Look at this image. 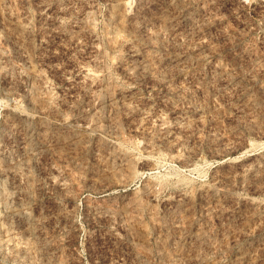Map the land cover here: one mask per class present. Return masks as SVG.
<instances>
[{
    "label": "rangeland",
    "instance_id": "1",
    "mask_svg": "<svg viewBox=\"0 0 264 264\" xmlns=\"http://www.w3.org/2000/svg\"><path fill=\"white\" fill-rule=\"evenodd\" d=\"M0 264H264V0H0Z\"/></svg>",
    "mask_w": 264,
    "mask_h": 264
}]
</instances>
